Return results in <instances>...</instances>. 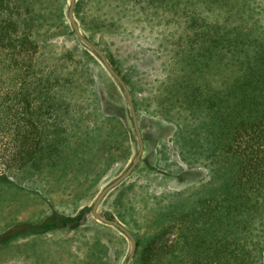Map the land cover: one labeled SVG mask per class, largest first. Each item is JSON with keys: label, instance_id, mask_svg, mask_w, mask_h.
Here are the masks:
<instances>
[{"label": "trees", "instance_id": "obj_1", "mask_svg": "<svg viewBox=\"0 0 264 264\" xmlns=\"http://www.w3.org/2000/svg\"><path fill=\"white\" fill-rule=\"evenodd\" d=\"M102 1L131 8L140 0ZM141 1L162 8L168 24L178 21L181 26L174 30L181 33L166 64L167 82L154 96L142 79L122 73L119 62L94 40L101 19L88 13L92 0H76L73 13L80 18L82 34L104 52L129 87L140 128L144 119L152 123L150 114L175 107L191 118L203 116L198 146L222 182L216 192L187 208L161 212L151 222L154 232L139 234L123 223L136 239L130 264H259L251 238L256 222L264 220V16L255 15L251 0ZM207 3L225 14L207 20L202 13ZM56 16H62L61 0H0V176L67 165L69 170L57 172L70 171L77 180L79 189L70 197L75 209V200L90 193L113 162L125 159L113 151L127 150L130 111L125 98L112 97L96 80L88 65L96 54L84 43L78 55L70 49L57 56L62 61L55 65L43 58L39 41L49 37L55 24L50 19ZM65 57L73 63H63ZM157 124L153 141L169 128ZM132 184L124 181L115 188L121 187L104 216L116 213L124 222L119 207L136 209L126 198ZM87 243L95 258L90 264H119L118 242L95 238Z\"/></svg>", "mask_w": 264, "mask_h": 264}, {"label": "rangeland", "instance_id": "obj_2", "mask_svg": "<svg viewBox=\"0 0 264 264\" xmlns=\"http://www.w3.org/2000/svg\"><path fill=\"white\" fill-rule=\"evenodd\" d=\"M61 3L62 16L50 19L55 24L49 27V37L39 41L43 58L51 60L53 62L51 64L54 65L56 61H62L56 57L66 54L65 51L71 49L78 55L83 49L75 33L70 34L67 31L72 30L67 18L69 0H61ZM251 3L257 10L255 15L263 17L264 0H251ZM130 4L131 8L129 5L116 7L115 1L92 0L88 13L94 18L103 20L93 19L100 22L97 24L100 28H96L93 38L106 53H110L119 62L122 73L133 80L142 79L143 86L147 85L148 90L151 91L149 92L154 96L157 88H161L167 82L169 70L166 64L173 53L175 36L181 33L174 30L177 26H181L178 21L168 24L162 8L159 10L150 6L148 8L146 2L141 0L136 4ZM204 5L199 4L198 7H205L202 13L209 21L219 20L221 15L225 14V9L217 8L214 4ZM74 18L79 26L80 18L75 16ZM85 21L90 22V18ZM65 24L67 30H64ZM79 29L82 33L83 28L79 26ZM65 58L63 63L68 62V65L73 63V60ZM88 65L93 68L95 78L103 88L109 91L112 97L124 102L125 94L99 57L93 54ZM215 78L213 77L212 80ZM187 113L186 110L175 107L166 113L150 114L153 124H149L145 119L142 125L140 124L141 132L148 134L150 139L144 140L141 160L124 180L126 186L133 183L126 190V198L136 209L119 207L124 214L123 223H127L125 226L139 234L156 231V228L151 226V222H154L161 212L174 210V207L187 208L198 198L216 192L222 182V179L215 175L216 171L209 165L198 146L200 139L203 138L202 128L205 127L201 124L203 116L196 114L191 118ZM127 121L129 127L127 150L123 152L122 148H116L113 156H128V158L122 162L118 161L116 165V162H113L90 189V193L84 194L79 201L75 200V209L72 202L74 199L70 197L71 192L75 193L79 189L77 180L70 171L57 172L69 170L67 165L46 168L41 172L30 169L10 170L0 176V264H42L53 258V250L62 247L75 250V255L69 257L68 264H81L82 254L88 249L87 242L93 241L90 234L94 233H111L116 237L122 250L119 264L125 263L131 249L130 242L125 237L123 240L118 236V231L101 225L94 219L90 209L103 186L124 172L137 153L138 142L129 113ZM158 121L169 128L157 141H153L151 137L159 130ZM99 155L107 156L103 152ZM99 165L95 166V170ZM84 184L85 180L82 187ZM120 189L121 187L111 190L106 201L104 197L100 202L97 212L108 206L119 194ZM82 209H86L85 216L90 221V229L83 226L77 228L75 238L69 244L63 241L64 238L59 237L65 232L46 224L54 212L72 216ZM114 215L118 216L116 213ZM262 221V223L260 220L256 222L255 233L251 238L255 258L259 264L262 263L264 255L263 218ZM51 264H63V262L57 257Z\"/></svg>", "mask_w": 264, "mask_h": 264}, {"label": "water", "instance_id": "obj_3", "mask_svg": "<svg viewBox=\"0 0 264 264\" xmlns=\"http://www.w3.org/2000/svg\"><path fill=\"white\" fill-rule=\"evenodd\" d=\"M74 6H75V0H69L67 18L69 20L71 28L73 32L75 33V35L77 36V38L82 43H84L86 46H88L99 57V59L101 60L106 70L113 76V78L118 82L119 86L121 87L123 93L125 94V97H126L129 109H130L133 128H134L137 140H138V151L132 163L118 177H116L114 180H112L111 182L103 186V188L99 191V193L97 194L91 206V213L95 218L103 220L106 223L116 226L121 232L125 234V236L131 242V250L129 252L127 262H126V264H129L135 252V249H136L135 238L133 237L132 233L123 224L119 223L117 220H111V219L105 218L101 213L97 212V208L100 202L102 201V199L104 198V196L111 189L116 187L118 184H120L123 180H125L131 174V172L133 171L137 163L140 161V158H141V155L144 149V144H143L142 135H141L140 127L138 124V119H137V115H136V111L134 108V104H133V100H132L129 87L127 86L123 78L119 75V73L111 66V64L109 63L103 51L81 33L78 23L76 19L74 18V14H73Z\"/></svg>", "mask_w": 264, "mask_h": 264}, {"label": "flooded vegetation", "instance_id": "obj_4", "mask_svg": "<svg viewBox=\"0 0 264 264\" xmlns=\"http://www.w3.org/2000/svg\"><path fill=\"white\" fill-rule=\"evenodd\" d=\"M125 99H126V97H125ZM126 102H127V100H126ZM127 105H128V103H127ZM129 111H130V109H129ZM129 114H130V112H129ZM130 118H131V114H130ZM131 121H132V119H131ZM138 124H139V121H138ZM140 131H141V128H140ZM141 135H142V132H141ZM136 139H137V137H136ZM142 140H143V144H144L143 136H142ZM137 142H138V140H137ZM99 213H101L104 216V209L101 212H99ZM81 214H82V216H80ZM85 214H86V209H82L81 211H78L75 215H72V216L71 215H66L64 213L54 212L52 217H51V219H49L46 224L49 227H53V228L59 229L62 232H65L63 234V236L59 235V237L64 238L63 241H66L69 244V242L72 241L75 238V231H76L77 228L83 226V227H86V229H90V225L91 224L89 225L90 221L85 216ZM104 217L107 218V219H111V220H117L119 223L123 224V222L121 220H119V218H117L115 216L112 217V218L106 217V216H104ZM94 219L99 221V223L101 225H104V227L108 226L109 227L108 229H114V230L118 231V233H119L118 236L125 237L129 241V239L125 236V234L123 232H121L116 226H114L112 224H109V223H106L103 220L97 219L95 217H94ZM66 232H69V233H66ZM83 235H85V234H83ZM90 235L93 237V240L95 238H97V239H100L102 241H106L107 242L108 239H111L112 241L117 242V238L114 237L111 233H94L93 235L92 234H90ZM135 241H136V239H135ZM130 244H131V242H130ZM73 254L75 255V250H69V249L64 248V247H62L60 249L57 248L56 250H53V252H52L53 258L49 257L51 260L50 261H44V263H42V264H49V263L51 264V262H53V260L55 258H57V257L61 260V262H63V264H68L69 257H72ZM97 255L99 256L100 253H97ZM131 260H132V258H131ZM93 261H95V258L93 259V257L90 256L89 251L85 250L84 253L82 254L81 259H80L81 264H90ZM126 262H127V259H126L124 264H126ZM130 263H131V261H130Z\"/></svg>", "mask_w": 264, "mask_h": 264}, {"label": "crops", "instance_id": "obj_5", "mask_svg": "<svg viewBox=\"0 0 264 264\" xmlns=\"http://www.w3.org/2000/svg\"><path fill=\"white\" fill-rule=\"evenodd\" d=\"M143 150H144V149H143ZM118 158H121V157H118ZM123 158H125V159L117 160L116 163H115V165L117 164L118 161L122 162V161L126 160V158H128V156H123ZM134 158H135V157H134ZM133 160H134V159H133ZM140 160H141V158H140ZM131 163H132V162H131ZM128 177H129V176H128ZM128 177H127V178H128ZM127 178H126V179H127ZM110 182H111V181H110ZM123 182H124V180H123L121 183H123ZM121 183H120V184H121ZM120 184H118L117 186H119ZM117 186H116V187H117ZM116 187H114L113 189H115ZM113 189H111V190H113ZM111 190H110V191H111ZM110 191H109V192H110ZM109 192H108V193H109ZM108 193H107V194H108ZM107 194H106V195H107ZM106 195H105V196H106ZM105 196H104V197H105ZM103 199H104V198H103ZM103 199H102V200H103Z\"/></svg>", "mask_w": 264, "mask_h": 264}]
</instances>
